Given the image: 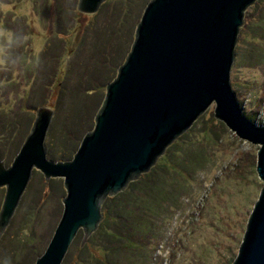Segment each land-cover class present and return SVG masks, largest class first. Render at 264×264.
Here are the masks:
<instances>
[{"label": "rangeland", "instance_id": "1", "mask_svg": "<svg viewBox=\"0 0 264 264\" xmlns=\"http://www.w3.org/2000/svg\"><path fill=\"white\" fill-rule=\"evenodd\" d=\"M149 1L105 0L101 13L83 14L78 0H0V158L7 167L40 107L55 111L53 136H47L52 161L73 158L94 126L106 85L126 59ZM243 19L229 81L242 111L264 126V0L250 5ZM177 140L168 152L179 154L177 167L165 157L156 164L166 176L151 188L160 194L167 185L164 196L147 197L138 183L121 191L146 200L141 212L134 210L139 249L126 253L116 245L105 255L110 264H233L236 259L264 185L256 172L259 145L216 119L214 104ZM4 194L0 188V208ZM65 195L62 178L46 181L34 169L0 237V264H35L61 218ZM100 228L90 244H82L80 230L62 264L77 259L98 264L106 242Z\"/></svg>", "mask_w": 264, "mask_h": 264}, {"label": "water", "instance_id": "2", "mask_svg": "<svg viewBox=\"0 0 264 264\" xmlns=\"http://www.w3.org/2000/svg\"><path fill=\"white\" fill-rule=\"evenodd\" d=\"M255 1L150 0L126 59L106 85L94 126L73 158L52 161L47 136H53L55 111L47 107L36 110L31 131L10 166L0 158V188H5L0 237L34 169L46 181L62 178V215L35 261L62 264L80 230L82 244H90L103 218L104 201L152 170L212 104L216 119L240 139L259 145L256 172L264 182V126L244 115L229 81L244 11ZM104 3L78 0L77 10L101 13ZM233 264H264V185Z\"/></svg>", "mask_w": 264, "mask_h": 264}, {"label": "trees", "instance_id": "3", "mask_svg": "<svg viewBox=\"0 0 264 264\" xmlns=\"http://www.w3.org/2000/svg\"><path fill=\"white\" fill-rule=\"evenodd\" d=\"M244 115L248 119L252 120L245 113ZM177 141L178 140L174 141L168 148H172L174 146L179 145L180 142H177ZM173 156H174V160H173ZM163 157L167 158V160L175 168L177 167V163L179 164L180 162L179 154L177 155V153L175 154L174 152L171 154V157L168 153L166 154L164 152V154L158 159V161ZM156 164L153 166V169L154 171L160 170L159 174H155L156 172L154 171L152 173V170H149L146 174H143L140 177L139 181L134 182V183L141 184L140 186L146 189L147 197H150L154 194L164 196V193L168 191L167 185H166V189L165 187H163V189L161 190L162 192L160 194L157 192V190L152 189L153 187H155V186H152L154 181L156 180L160 181L162 177L166 176V173H164V171ZM152 174L153 175L155 174L154 179L150 178ZM144 200L145 199L140 193L131 194L128 191L127 193L120 192L114 197L109 198L108 201L101 207L103 218L101 222L99 223V228L101 227L100 230H103L101 233L104 234L106 242L103 248H100L98 250L99 258L96 259L98 264H110L105 259V255L108 256V254L111 253V250L115 251L117 246H118V248L116 249L117 251L121 250L126 253H129V252L134 253L133 251H136L139 249V244H138L139 241L137 239V237L139 236L138 230H137V226H139V224L137 223V219H139V216L135 215L134 210L141 212V210L143 209V202L146 201ZM130 207L131 208L133 207V208L130 209ZM92 239L93 238H91V240ZM110 241L114 242L115 244L111 246L112 243H110ZM78 250L80 253H83L86 250V247H84L83 249L79 248ZM76 264H80L79 259H77Z\"/></svg>", "mask_w": 264, "mask_h": 264}]
</instances>
